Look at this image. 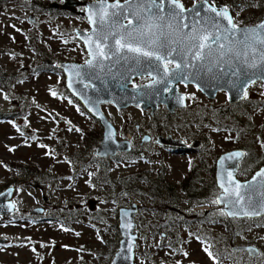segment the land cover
I'll use <instances>...</instances> for the list:
<instances>
[{"label": "rangeland", "instance_id": "obj_1", "mask_svg": "<svg viewBox=\"0 0 264 264\" xmlns=\"http://www.w3.org/2000/svg\"><path fill=\"white\" fill-rule=\"evenodd\" d=\"M53 1L63 2L18 0L0 12V74L10 77L0 87V190L11 182L17 186L12 195L15 214L0 217V237L8 240L0 244V264H109L120 239L118 209L132 203L139 206L135 264H214L204 247L217 255L219 264H238L239 252L229 256L234 246L252 244L264 253L263 217L229 219L217 210L205 215L207 205L190 206L177 190L172 201L170 189L178 188L198 154L159 151L153 163L146 156H91L83 137L92 119L77 99L62 90L61 71L43 63L47 58L54 63L75 60L80 51L74 29H89V24L80 15L61 12L51 5ZM211 1L227 4L237 25L254 24L264 17V0ZM219 99L227 102L224 94ZM103 110L117 122L142 119L132 108L119 112L107 105ZM204 112L213 117L208 108ZM202 122L209 124L202 130L209 141L201 151L208 157L207 166L236 148L247 155L241 180L264 163L261 83L251 85L244 100L228 108L218 124ZM28 166L37 169L35 177L27 174ZM162 166L167 171L161 178L157 171ZM201 178L213 179L208 171H202ZM164 183L171 185L168 191ZM92 200L95 204L90 208ZM37 206L47 207L48 219L26 218ZM220 251L223 255H218ZM245 264H264V258L248 257Z\"/></svg>", "mask_w": 264, "mask_h": 264}, {"label": "water", "instance_id": "obj_2", "mask_svg": "<svg viewBox=\"0 0 264 264\" xmlns=\"http://www.w3.org/2000/svg\"><path fill=\"white\" fill-rule=\"evenodd\" d=\"M79 4L86 5L83 11L78 12L87 16L90 30L85 32L75 28L74 32L77 38H79L78 34L83 32L84 38L79 39L84 42L89 52V59L83 64L61 61L57 66L64 74L67 90L103 126V137L95 150L98 157L114 156L117 152L128 149L127 145L116 139V130L102 112L101 104L111 103L117 109L141 104L143 108L154 109L158 103L166 102L163 95L164 88L161 85L166 80L164 76L168 75L170 79L194 84L209 97H214L218 91H224L230 104L244 100L247 89L257 82L262 84L264 90V51L255 42L252 34H249L251 38L246 43H241L244 36L240 32L241 29L257 28L264 23V17L255 24L237 25L236 35L233 36L232 33L224 31L228 25L223 21H218L219 27H213L212 21L208 19L212 14L205 11V8L210 6L223 10L226 7L223 3L213 4L209 1L205 5L203 0H200L186 7L181 0H177L174 7L171 0H156L155 4L152 0H63L62 6L75 12ZM52 5L57 6L58 2L54 1ZM181 5L187 9L183 13V18L176 13V8ZM193 9L198 11V16L193 13ZM227 10L233 18L231 10L229 8ZM28 17L31 21H35L33 13H29ZM137 31H143L146 34L143 40L150 39L154 43H144L137 36ZM193 35L209 36L210 39L206 44H210L211 47L206 46L202 49L193 47L190 40ZM259 35L261 39H264V32ZM216 36H219L218 42L212 43V38ZM117 40L121 44L139 47L142 51L134 53L127 48H119L116 44ZM173 48L177 52L183 49L186 55L177 56L176 52H170ZM143 51H150L155 55L145 57L142 54ZM197 53L199 56L194 59ZM155 56L163 57V59L158 60ZM89 61H91L90 64ZM165 61L180 64V68L175 67L169 70L164 66ZM145 74L152 75L153 81L142 86H130L133 78ZM69 79L73 80L79 95L67 87ZM237 151L245 153L236 158L238 163L236 160L231 162L225 160L223 164L220 163L222 157ZM245 157L246 151L242 148L226 151L218 156L215 171L217 186L222 169L226 168L233 172V177H228L229 183L225 185L231 191L233 186L230 181L233 178L243 183L251 180L257 171L264 168L263 163L249 178L239 179L237 171ZM14 190L15 187L11 185L0 191L3 193L0 195V216L15 213L16 205L14 208L11 207L14 203L12 200ZM93 204L94 202H90V206ZM219 206L224 207L222 204ZM138 210L139 206L136 203L118 209L120 239L109 264H135V247L138 239V233L135 231V215ZM30 212L39 214L43 212V208L35 207ZM261 217H264V214L235 219ZM125 225L129 227H124ZM6 241L7 239L0 237V244ZM249 246L258 249L252 244L239 245L235 248Z\"/></svg>", "mask_w": 264, "mask_h": 264}, {"label": "flooded vegetation", "instance_id": "obj_3", "mask_svg": "<svg viewBox=\"0 0 264 264\" xmlns=\"http://www.w3.org/2000/svg\"><path fill=\"white\" fill-rule=\"evenodd\" d=\"M81 1H89V0H81ZM198 1L200 0H192L191 4H186L184 1L182 2L186 7H188ZM209 1L213 4L222 3V2H212L211 0ZM55 2H58L57 6H54L52 4L51 5L54 7H57V9L60 10L61 12L70 11L72 13H75L85 18L86 21L88 22L87 16L78 12V11H83L86 8L85 4L77 5L76 6L77 11L74 12L69 9L63 8L62 6L63 2H59V1H55ZM225 5L228 8L227 4ZM80 30L89 32L90 25H89V29H80ZM75 37H76V34H75ZM76 39L78 40V43H79V51H80L79 56L75 60H63V61H73V62L83 64L89 59V52L86 49L84 42L77 37ZM43 63L48 65L49 66L48 69L50 70H55L57 68L61 71V74L63 76L64 86L66 88L64 74L62 70L57 66L58 63H54L52 59L50 58L43 60ZM164 66L167 69L172 70L176 67V64L172 61H165ZM164 77L166 78V80H164L161 83V85L164 88L163 95H164V99H166V102L158 103V105L154 109L152 107L143 108L141 104L137 106H129L124 109H117L111 103L101 104L102 112L108 118V120L112 123V125L114 126L116 130V139L128 146V149L126 151L117 152L116 155L109 156V158L114 157L115 159H119L120 157H123L125 159L126 158L134 159V157L136 156H141V157L146 156V159L150 160V162L153 163L156 160L154 159V157H156V155H159L161 151L166 154H193V153L198 154L196 158H193L190 161L189 166L186 170V173L182 176V178L179 181V184H180V182L184 179V177L189 175L190 171L192 170V166L195 167L197 175H198V179L196 182L195 181L193 182L194 190L191 189L193 196H196L195 199L189 197V195L185 191H182L179 184H178V188L170 189L171 194L169 195L171 196V198H174V192L176 190L180 191L183 194V197L186 198V202L188 205L194 206L198 209L200 207L207 205V210H205L204 213L205 215H208L212 212H215L218 208H222L219 205L217 206V205H212L211 203H209L211 199H213L216 195L220 194L221 189L218 188L216 181H215L216 160L218 156L215 160V163L212 164V166H207L205 161H207L206 159L208 157L206 154L202 155V152H201L208 148V143H209L208 136L202 132L204 127L205 128L209 127V124L207 123L203 124L202 121L206 119L209 121V123L214 121L216 124H218L217 119H220L221 117H225L228 108L230 109L235 108L242 101L235 103V104H230L228 102V96L226 92L224 91H218L214 95V97H209L206 94H204L194 84L185 83V82L178 81V80L176 81L175 79L174 80L170 79L168 75ZM153 78L154 77L150 74L137 76L133 78L130 86L137 87V86L145 85L153 81ZM67 93L70 94L72 97H74L69 91ZM223 94L226 96L227 102L221 101L219 99L221 95ZM107 105L113 106L115 110L119 112H123L131 108L136 109L140 112V116L142 119H140L139 121H136V123L133 122L131 119H124V120L117 122L116 118H114L111 114L109 115L104 112L103 108L104 106H107ZM206 108L213 111L212 118H207V115L204 112ZM84 111L87 114H89L90 118L92 119L91 129H89L88 132L91 131V133L96 136V139L91 138L92 142L90 140L92 147L91 146L89 147L90 143H87V142H86V146L88 147L91 156L96 158L98 156L95 154V150L103 137V126L101 125L100 121L97 118L93 117L85 108H84ZM219 124H221V122H219ZM194 127H196V129H194ZM83 151L88 152L86 150H83ZM201 165H204L206 169L205 167H202ZM241 165H242V162L239 164V168L237 171L238 178H239V174H241L240 172ZM162 167L163 168H159L157 171V173L159 174L161 178L165 177L166 171H167L164 168V166ZM211 167H214L213 173L208 170V168H211ZM202 171H208L210 173L211 178H213L217 186V189L215 188L213 189L210 187V181L207 178H206L207 179L206 181L204 180V182H202V179H203L201 178ZM34 177H35V174H34ZM11 185H13L16 189L17 186L13 182H11L7 184L5 187H3L0 191L4 190L6 187L11 186ZM170 186L171 185L168 183H164L163 185V187L167 191L169 190ZM191 188H192V184H191ZM174 200L175 198L172 201ZM90 202H94L95 204L94 200ZM90 202H89V205H90ZM94 204L93 206H90V208H93ZM37 207H42L43 212L39 214H32L30 212L33 209L32 208L29 211V214L25 215L26 218H29L31 220H37L38 222L48 219L47 207H43V206H37ZM14 214L15 213L9 216H13ZM0 217L2 218V217H7V216H0ZM213 220H216V219L213 217ZM81 221L85 223V220L83 218ZM216 223L217 222H215V224ZM218 223L220 225V221H218ZM7 242L8 240L3 244H7ZM223 247L226 248V246H223ZM234 249H236L235 246L232 247V250ZM220 254H222L221 251H220Z\"/></svg>", "mask_w": 264, "mask_h": 264}, {"label": "snow or ice", "instance_id": "obj_4", "mask_svg": "<svg viewBox=\"0 0 264 264\" xmlns=\"http://www.w3.org/2000/svg\"><path fill=\"white\" fill-rule=\"evenodd\" d=\"M152 3L155 4L156 0H152ZM171 3L175 7L177 0H171ZM203 3L207 5L209 3V0H203ZM156 6L158 7V5ZM185 11H187V9H184L182 5L179 8H176V13L181 18H183V13ZM192 11L197 16L199 15L196 9H193ZM205 11L212 14V16L209 17L208 19L212 21L213 27H219L218 21H223L226 23V25H228V27L224 28V31L232 33L233 36L236 35L237 25L233 22V18L229 14L226 7L223 10H218L217 7L210 6V7L205 8ZM240 32L244 36V40L241 41V43H246L251 38L249 34H252V37L255 38V42L259 44L261 46V50L264 51V39H261L259 35L260 33L264 32V23L260 24L257 28L241 29ZM78 35H79V38L81 39L84 38L82 31ZM145 35L146 34L143 31H137V36L140 37L144 43H147V44L154 43V41L150 39L143 40ZM132 38L136 39L137 37H132ZM209 39H210L209 36L201 37V36L193 35L190 37L192 46L200 48V49L206 46L211 47L210 44H206V42ZM218 40H219V36H216L212 38V43H217ZM116 44L119 46V48H127L129 51L134 52V53H139L142 51L141 48L133 47L131 44H121L119 40L116 41ZM170 52H176L177 56L186 55L183 49L177 52L176 49L173 48L170 50ZM142 54L145 57H153L155 55L153 52H150V51H143ZM198 56H199V53H197L196 56H194V59L197 58ZM155 58L158 60L163 59V57H160V56H155ZM88 63L90 64L91 61H89ZM185 66H187L186 61H185ZM193 67H195V65H193ZM176 68L179 69L180 64H176ZM67 87L71 89L74 93L79 95V92L74 87L72 79H69L67 81ZM51 95L56 96L57 93L53 91L51 92ZM262 144H264V142H262ZM243 155H245V153L240 152V151L230 153L226 157H222L220 159V163L223 164L225 160H228L230 162L234 161L236 160V158H239ZM236 162L238 163V160H236ZM228 177H233V172L228 171L226 168L222 169L221 179L218 180V188L222 190V194L216 195L213 199L209 201V203H211L212 205L218 206L222 204L224 206L223 208L217 209L218 214L221 216L231 217L233 219L238 218V217H251V216H259V215L264 214V168H261L259 171H257L255 175L251 178V180L244 181L243 183L233 178L230 181L231 185L233 186L231 191H229V188L225 186L226 183H229ZM0 195H3V193H0ZM11 207L14 208L15 204L13 203ZM125 215H127V213H125ZM124 227H129V225H125ZM65 231H67V229H65ZM4 239H7V238L5 237ZM44 246L45 245H41V247H44ZM203 250L213 260L214 264H219L217 255H214L212 251H209L208 247H204ZM32 251L35 253L36 248L33 247ZM236 252L247 253L249 259H253V260L264 258V253H261L260 250L255 248L254 246H249L247 248L234 249L233 253H230L229 256L231 257ZM184 255L187 256L188 253L185 252ZM218 255H223V254H218ZM240 260L243 261L244 258L241 257Z\"/></svg>", "mask_w": 264, "mask_h": 264}, {"label": "trees", "instance_id": "obj_5", "mask_svg": "<svg viewBox=\"0 0 264 264\" xmlns=\"http://www.w3.org/2000/svg\"><path fill=\"white\" fill-rule=\"evenodd\" d=\"M14 1H18V0H0V12L1 11H4V10H6V8L9 6V4L10 3H12V2H14ZM259 22V21H258ZM256 23V21L254 22V24ZM57 69V68H56ZM10 77H7L6 75H3L2 73L0 74V87H4V86H6L7 85V83H8V81L10 80L9 79ZM61 86H62V90L64 91V92H68L67 90H66V88H65V86H64V82H63V80H62V82H61ZM72 97V96H71ZM0 119H2V113H0ZM100 136V135H99ZM84 139H85V141L87 142V143H90V140H91V142H92V139L91 138H93V139H96V136L95 135H93L92 133H91V131L90 132H88L87 133V135H84V137H83ZM92 147V145H91V143L89 144V147ZM247 158V155H246V157H245V159ZM202 167H205L204 165H202ZM205 169H206V167H205ZM25 170H26V172H27V174H35L36 173V171H37V169L36 168H33V167H26L25 168ZM208 170L210 171V172H212L213 173V171H214V167H211V168H208ZM246 178H249V177H246ZM197 179H198V175H197V172H196V169H195V167H193L192 166V170L190 171V173H189V175H187L186 177H184V179L180 182V188L182 189V191H185L188 195H189V197H191V198H194L195 199V197L196 196H193V193H192V191H191V189H193L194 190V186H193V182L195 181H197ZM202 182H204V180L202 179ZM191 184H192V188H191ZM165 187V186H164ZM210 187L211 188H215V189H217V186H216V184H215V182H214V180L212 179L211 181H210ZM262 218V217H261ZM264 218V217H263ZM244 219V218H243ZM256 219H258V218H254V219H252V220H256ZM240 220H242V219H240ZM240 253V257L238 258V264H245V262L248 260V257H247V254L246 253H244V252H239ZM241 257H243L244 258V260L243 261H241L240 260V258Z\"/></svg>", "mask_w": 264, "mask_h": 264}]
</instances>
